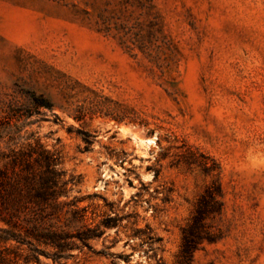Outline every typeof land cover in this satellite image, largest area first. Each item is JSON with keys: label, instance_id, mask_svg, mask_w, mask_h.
<instances>
[{"label": "rangeland", "instance_id": "1", "mask_svg": "<svg viewBox=\"0 0 264 264\" xmlns=\"http://www.w3.org/2000/svg\"><path fill=\"white\" fill-rule=\"evenodd\" d=\"M8 133L74 178L59 226L120 219L59 264H182L214 183L189 264H264V0H0Z\"/></svg>", "mask_w": 264, "mask_h": 264}, {"label": "trees", "instance_id": "2", "mask_svg": "<svg viewBox=\"0 0 264 264\" xmlns=\"http://www.w3.org/2000/svg\"><path fill=\"white\" fill-rule=\"evenodd\" d=\"M37 104L50 107L44 99ZM6 136L5 141L0 134V264H43L41 257L59 264L77 241L99 239L104 235L102 228L118 224L120 219L105 217L96 227L83 225L74 233L59 226L55 218L65 204L61 197H66V186L74 178H66L58 154L45 149L37 139L29 136L19 144L14 134ZM221 207L220 187L214 183L200 196L182 231V264H189L198 246L210 238L207 219Z\"/></svg>", "mask_w": 264, "mask_h": 264}]
</instances>
